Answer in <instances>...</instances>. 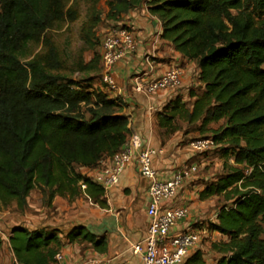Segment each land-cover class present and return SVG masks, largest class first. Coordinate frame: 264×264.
Masks as SVG:
<instances>
[{"label": "trees", "instance_id": "trees-1", "mask_svg": "<svg viewBox=\"0 0 264 264\" xmlns=\"http://www.w3.org/2000/svg\"><path fill=\"white\" fill-rule=\"evenodd\" d=\"M101 0H0V208L23 209L33 189L50 202L84 191L105 206L104 188L79 168H94L118 152L130 136L122 102L91 90L102 72ZM112 24L142 4L161 21L162 38L200 69L204 87L179 96L157 114L166 136L198 124L222 148L224 173L206 184L201 199L223 197L210 229L227 237L213 242L215 264H264V0H106ZM85 18L83 46L72 78L55 33ZM93 55L88 61L84 51ZM219 124L211 127V124ZM232 159V160H231ZM232 161V162H231ZM85 184V188L81 187ZM96 250L105 249L83 227L71 230ZM10 245L20 264H55L62 242L55 230L14 227ZM0 236V249L3 244ZM239 253L238 258L228 259ZM184 264H206L202 250Z\"/></svg>", "mask_w": 264, "mask_h": 264}, {"label": "crops", "instance_id": "crops-1", "mask_svg": "<svg viewBox=\"0 0 264 264\" xmlns=\"http://www.w3.org/2000/svg\"><path fill=\"white\" fill-rule=\"evenodd\" d=\"M126 21L134 29L137 49L125 63L116 65L113 70L118 88L109 89L100 74L91 82V90L102 91L109 98L122 102V113L128 116L129 128L140 134L144 144L165 147L166 153L156 159L155 168L160 178L171 179L187 167L184 160L188 156V145L184 146L180 131L166 136L158 126L157 114L175 97L166 91L157 92L151 97L138 94L132 88L131 75L137 68L146 66L147 55L152 56V64L157 67L179 64L186 70L179 97L184 101H193L190 91L199 92L204 87L199 80L200 69L195 61L184 57L162 38L161 21L152 16L146 4L127 16ZM150 105H154L157 110L148 112ZM109 159H103L99 165L109 162ZM201 163L205 164L203 160ZM82 171L88 175L91 168H82ZM182 177L183 183L174 202L187 206L189 215L180 226L207 217L211 201L219 197L200 198L201 191L209 182L199 181L195 172L182 174ZM202 178L207 179L205 176ZM104 199L105 206L102 207L82 191L74 197L57 194L48 202L41 190L36 188L30 192L23 209L18 208L16 203L0 208V232L10 235L17 226L28 230H55L62 242L60 251L64 264H78L82 260H89L92 264H98L99 261L141 264V254H135L133 246L143 241L147 234L149 196L148 180L139 175L136 162L128 165L117 185L105 191ZM77 227H83L97 238H105V249L96 250L91 242L82 240L80 236L71 240L69 233ZM200 227L203 229L201 241L194 251L203 250V239L209 236H217V242L227 240L226 236L218 232H207L205 225ZM212 252L215 256L207 257L204 254L206 264H215L220 257L213 249ZM16 261L10 241H4L0 249V264H16Z\"/></svg>", "mask_w": 264, "mask_h": 264}, {"label": "built area", "instance_id": "built-area-1", "mask_svg": "<svg viewBox=\"0 0 264 264\" xmlns=\"http://www.w3.org/2000/svg\"><path fill=\"white\" fill-rule=\"evenodd\" d=\"M153 16V15H152ZM137 44L132 25L126 18L109 25L100 38L101 77L109 89H117L118 83L113 76L116 65L125 63L127 58L136 52ZM146 66L137 68L131 75L132 88L138 94L151 97L160 91L170 92L172 96L180 95L184 85L186 70L179 64L157 67L152 64V56L145 57ZM154 105L148 106L149 111H156ZM187 159L191 156L203 154L216 147L212 136L194 138L188 141ZM166 153L164 146L144 144L137 131H132L121 149L110 157L109 162L91 168L88 176L93 182L104 188V191L117 185L125 169L132 162H136L139 175L148 180L149 204L147 208L148 229L143 241L134 244L135 254H141V264H184L187 258L197 248L201 241L202 228L210 229V224L217 222V212L211 217H200L195 223L181 225L189 215V208L176 204L179 190L183 183L182 174L196 172L195 162L176 173L173 178H160L155 168V161ZM84 189L85 184H81ZM217 232V231H215ZM3 241L9 240L10 235L0 232ZM63 253L55 255V264L63 263ZM16 264H19L16 261ZM78 264H92L89 260H82ZM98 264H110L99 261Z\"/></svg>", "mask_w": 264, "mask_h": 264}, {"label": "rangeland", "instance_id": "rangeland-1", "mask_svg": "<svg viewBox=\"0 0 264 264\" xmlns=\"http://www.w3.org/2000/svg\"><path fill=\"white\" fill-rule=\"evenodd\" d=\"M99 10L102 17V20L96 27V36L98 40L101 38V36L104 34V32L109 27L110 23L106 19V13L108 10V6L106 4V0H101L99 3ZM85 16L84 14L79 18L78 21L70 25L67 29L62 30L60 32L55 33V40L58 44L60 53L62 54V57L67 62V65L69 66V71L67 72L72 78H75L77 80H85V82H88V78L91 76H96L95 73H79V72H72L73 69V62L74 59L79 52L80 48L83 46V43L80 39V27L81 23L84 20ZM98 50H100L98 45ZM93 55V52L91 50L84 51V58L86 61L91 59ZM96 78V77H93ZM92 82V80L90 81ZM199 90V89H198ZM188 103H191L190 101H187ZM219 124H211V127H217ZM182 129L180 130V134L182 135V138H184V146L188 144V141L194 138L199 137H207L210 136V133H201L198 129V124L195 125H188L186 123H181ZM220 145H216V147H213L212 149L206 151L203 154H198L196 156H191L189 159H187L186 164L190 165L191 163L195 162L197 164L198 169L196 170V175L198 176V180L202 183L211 182L212 180L218 178L220 175L224 173V158L223 153L221 150ZM186 154L189 155L188 150H186ZM204 161L205 164H202L201 161ZM232 160V159H231ZM232 162V161H231ZM77 170L82 171L81 168L77 167ZM205 176L207 179H203L202 177ZM212 205L209 208L208 211V217L212 216L214 213L218 211V208L221 204L224 203L223 197L215 198L213 201H211ZM216 237H207L203 239V247L202 250L204 254H206L207 257H211L214 254H212L211 249V243L217 242L215 240ZM215 256V255H214Z\"/></svg>", "mask_w": 264, "mask_h": 264}, {"label": "water", "instance_id": "water-1", "mask_svg": "<svg viewBox=\"0 0 264 264\" xmlns=\"http://www.w3.org/2000/svg\"><path fill=\"white\" fill-rule=\"evenodd\" d=\"M241 255L239 253H234V254H231L229 255L228 259H232V258H238L240 257Z\"/></svg>", "mask_w": 264, "mask_h": 264}]
</instances>
